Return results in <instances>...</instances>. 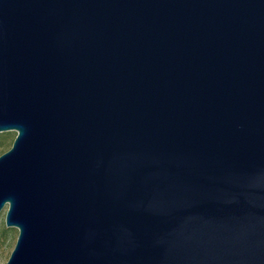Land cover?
<instances>
[{
  "label": "water",
  "instance_id": "95a60500",
  "mask_svg": "<svg viewBox=\"0 0 264 264\" xmlns=\"http://www.w3.org/2000/svg\"><path fill=\"white\" fill-rule=\"evenodd\" d=\"M5 264H264V0H0Z\"/></svg>",
  "mask_w": 264,
  "mask_h": 264
},
{
  "label": "rangeland",
  "instance_id": "374dc122",
  "mask_svg": "<svg viewBox=\"0 0 264 264\" xmlns=\"http://www.w3.org/2000/svg\"><path fill=\"white\" fill-rule=\"evenodd\" d=\"M10 134L9 141L0 147V155L10 149L11 142L14 140L16 134L14 132H8ZM5 134V133H1ZM4 212L0 215V264H5L16 241L17 230L7 229L4 226ZM7 230V232H6Z\"/></svg>",
  "mask_w": 264,
  "mask_h": 264
},
{
  "label": "trees",
  "instance_id": "16d2710c",
  "mask_svg": "<svg viewBox=\"0 0 264 264\" xmlns=\"http://www.w3.org/2000/svg\"><path fill=\"white\" fill-rule=\"evenodd\" d=\"M9 138H10V134L9 133L0 134V147L3 144L7 143L9 141ZM12 142H11V145H12ZM11 145H10V147H11ZM6 232H7V230H6Z\"/></svg>",
  "mask_w": 264,
  "mask_h": 264
}]
</instances>
